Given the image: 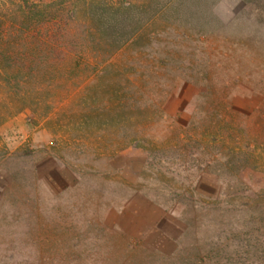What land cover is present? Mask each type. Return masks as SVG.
Instances as JSON below:
<instances>
[{
	"label": "rangeland",
	"instance_id": "1",
	"mask_svg": "<svg viewBox=\"0 0 264 264\" xmlns=\"http://www.w3.org/2000/svg\"><path fill=\"white\" fill-rule=\"evenodd\" d=\"M174 4L155 17L145 51L148 59L169 54V74L159 81L150 78L158 85H149L146 94L124 88L133 83L132 72L138 74L123 66L133 53L120 51L110 65H99L97 51L89 48L86 65H68L62 72L66 77L58 81L50 114L27 111L0 128V264H111L117 240L146 249L163 244L166 235L183 244L189 209L177 195L183 200V188L194 192L201 176L235 179L217 170V163L207 167L208 156L199 150L169 144L178 130L183 135L187 104L192 110L208 106L204 97L190 100L189 85L173 87L189 56L209 69L221 89L219 98H238L231 110L237 111L236 121L264 144V0L211 1L197 18L183 17V0L178 13ZM187 21L197 29L184 35ZM112 115L113 123L103 122ZM142 127L141 146L159 150L156 159L128 139ZM138 189L161 195L163 205L139 197ZM200 189L211 194L225 187L216 190L204 182ZM205 210H199L201 243L218 234V214ZM249 217L246 208L228 212L225 234L235 222L237 231H244ZM189 236L192 241L194 235ZM257 257L248 264H259Z\"/></svg>",
	"mask_w": 264,
	"mask_h": 264
},
{
	"label": "trees",
	"instance_id": "2",
	"mask_svg": "<svg viewBox=\"0 0 264 264\" xmlns=\"http://www.w3.org/2000/svg\"><path fill=\"white\" fill-rule=\"evenodd\" d=\"M211 1L216 0H183V17H200V9ZM146 2L0 0V128L12 117L27 111L40 116L50 114L58 81L66 77L64 73L68 65L74 69L83 65L89 48L97 51L98 58H101L99 65H110L120 51L129 50L134 54L123 60L125 69L131 68L138 73L132 72L133 83L129 81L127 86L124 85L127 93L132 88L134 95L146 94L149 85H158L150 78L159 81L169 74L166 62L170 55L148 59L145 51L152 44L155 17L164 13V8L171 2L176 3L178 13L181 0ZM195 29L190 21L183 23L184 35ZM196 32L201 34V31ZM194 63L189 56L181 72L175 75L173 87L178 91L189 85L192 88L190 100L204 97L208 106L192 110L187 104L183 114L189 118L183 123V135L178 130L169 144L178 147L183 143V149L199 150L208 156L207 167L217 163L221 166L217 165V170L228 172L235 179L220 181L201 176L193 185L194 192L183 188V200L177 195L176 199L191 209L188 212L192 211L191 216L187 212L183 219V244L166 235L163 244L146 249L133 248L124 240H117L113 244L117 255L111 264H248L249 261L256 262V255L259 256L257 262L264 264V144L252 138L247 127L236 121L234 114L237 111L231 110H236L234 102L238 98H219L222 97L221 89L212 83L209 69H201ZM137 64L145 66L148 71H140ZM115 119L112 115L103 122L113 123ZM138 121L143 123L142 119ZM145 134V127H142L128 139L135 146H141ZM141 147L146 155L153 154L151 160L159 156L160 151H154L153 145ZM258 172H262V176L254 177ZM204 182L215 185L216 190L225 189L220 193H206L200 189ZM136 195L163 205L160 202L163 197L147 189H138ZM241 208L250 212L244 231H237L240 227L234 226L240 224L235 222L226 235L228 212ZM201 209L218 214V234L208 236L203 243L201 231L197 228L202 217ZM189 235H194L192 241H188Z\"/></svg>",
	"mask_w": 264,
	"mask_h": 264
}]
</instances>
